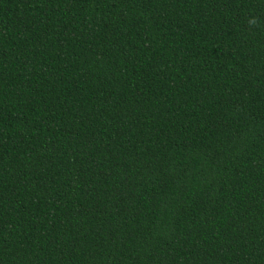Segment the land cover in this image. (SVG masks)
<instances>
[{"label":"trees","instance_id":"16d2710c","mask_svg":"<svg viewBox=\"0 0 264 264\" xmlns=\"http://www.w3.org/2000/svg\"><path fill=\"white\" fill-rule=\"evenodd\" d=\"M0 264H264V0H0Z\"/></svg>","mask_w":264,"mask_h":264}]
</instances>
